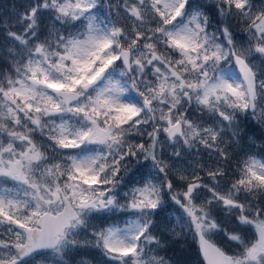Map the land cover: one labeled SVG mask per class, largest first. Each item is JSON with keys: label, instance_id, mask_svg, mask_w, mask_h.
Instances as JSON below:
<instances>
[{"label": "snow or ice", "instance_id": "snow-or-ice-1", "mask_svg": "<svg viewBox=\"0 0 264 264\" xmlns=\"http://www.w3.org/2000/svg\"><path fill=\"white\" fill-rule=\"evenodd\" d=\"M0 264H264V0L0 5Z\"/></svg>", "mask_w": 264, "mask_h": 264}, {"label": "trees", "instance_id": "trees-1", "mask_svg": "<svg viewBox=\"0 0 264 264\" xmlns=\"http://www.w3.org/2000/svg\"><path fill=\"white\" fill-rule=\"evenodd\" d=\"M11 2V0H0V5H8ZM192 254V253H190Z\"/></svg>", "mask_w": 264, "mask_h": 264}]
</instances>
